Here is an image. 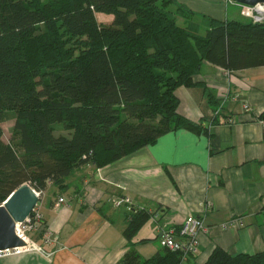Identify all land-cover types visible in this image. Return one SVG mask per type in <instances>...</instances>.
Listing matches in <instances>:
<instances>
[{"label":"trees","instance_id":"trees-1","mask_svg":"<svg viewBox=\"0 0 264 264\" xmlns=\"http://www.w3.org/2000/svg\"><path fill=\"white\" fill-rule=\"evenodd\" d=\"M98 13L114 18L103 23ZM193 13L176 0H0V205L24 183L63 194L86 164L107 166L170 131L200 132L179 112L178 88L204 87L218 109L198 80L203 64L263 66L264 22H178ZM11 112L7 142L1 123ZM130 210L119 264H179L180 253L164 247L140 255L133 239L155 212ZM204 264H264V250L219 247Z\"/></svg>","mask_w":264,"mask_h":264},{"label":"crops","instance_id":"crops-1","mask_svg":"<svg viewBox=\"0 0 264 264\" xmlns=\"http://www.w3.org/2000/svg\"><path fill=\"white\" fill-rule=\"evenodd\" d=\"M176 2L194 12L179 15L182 25L204 28L206 17L252 21L245 5L234 0ZM198 80L218 109L204 87L181 86L177 95L179 112L201 122L200 132L170 131L112 164L80 167L65 193L50 187L40 203L56 240L46 244L41 233L32 232L33 242L0 253V264H119L129 248L123 231L130 208L155 212L133 239L143 258L164 254L161 227L178 226L190 215L202 216L208 232L199 236L200 254L185 264H204L219 247L232 254L263 251L264 65L229 70L205 62ZM60 196L66 204L58 203ZM117 196L129 197L130 208H115Z\"/></svg>","mask_w":264,"mask_h":264},{"label":"built area","instance_id":"built-area-1","mask_svg":"<svg viewBox=\"0 0 264 264\" xmlns=\"http://www.w3.org/2000/svg\"><path fill=\"white\" fill-rule=\"evenodd\" d=\"M245 7L252 21L264 22V5H245ZM243 107L245 110L249 109L247 103H243ZM229 121H232V119L230 118ZM262 122L264 123V119H262ZM36 192L40 197L42 196L40 191ZM112 202L115 208H119L123 205H128L130 208L132 203L131 199L127 196L114 197ZM40 203L41 201L35 206L31 217L27 218L25 222L17 224L18 234L28 242V246L33 242L30 236L32 232L41 233L42 239L46 244H52L56 240L44 221ZM58 203L66 204V197L61 196L58 199ZM210 204L211 203H208L207 205L208 209L211 208ZM238 223L240 224V221H238ZM207 232L208 228L204 222V218L202 216L190 215L178 226L161 227L159 241L162 247L170 251H178L181 256L179 264H185L190 257H195L200 254L201 244L199 236L201 233Z\"/></svg>","mask_w":264,"mask_h":264},{"label":"water","instance_id":"water-1","mask_svg":"<svg viewBox=\"0 0 264 264\" xmlns=\"http://www.w3.org/2000/svg\"><path fill=\"white\" fill-rule=\"evenodd\" d=\"M246 6L264 5V0H234ZM41 197L29 184L24 183L0 205V253L19 250L28 246V242L17 231V224L31 217Z\"/></svg>","mask_w":264,"mask_h":264},{"label":"rangeland","instance_id":"rangeland-1","mask_svg":"<svg viewBox=\"0 0 264 264\" xmlns=\"http://www.w3.org/2000/svg\"><path fill=\"white\" fill-rule=\"evenodd\" d=\"M97 15L99 17L98 20L100 22H103V23H108L109 21H112L113 18H114V16L112 14L98 13ZM246 20H248V19H246ZM194 21H198V20L194 19ZM187 24H189V23H187ZM202 32H204V31H202ZM14 124H15V114L13 112L10 113V116H9V118L7 120H5V121H3L1 123V126H2L3 131H4L3 138L7 142L12 141L13 131H14ZM56 132L57 133H60V132L67 133L65 130H63L61 128L60 124L57 125V131ZM46 194H43L42 198L44 196H46ZM33 235H34L33 233H30V236H31L32 239H33Z\"/></svg>","mask_w":264,"mask_h":264}]
</instances>
